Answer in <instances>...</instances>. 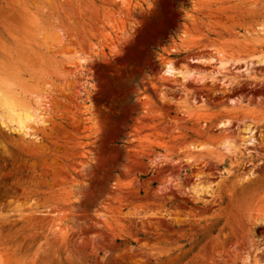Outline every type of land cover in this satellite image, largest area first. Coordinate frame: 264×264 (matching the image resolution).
<instances>
[{"label": "rangeland", "instance_id": "374dc122", "mask_svg": "<svg viewBox=\"0 0 264 264\" xmlns=\"http://www.w3.org/2000/svg\"><path fill=\"white\" fill-rule=\"evenodd\" d=\"M263 59L264 0H0V87L47 122L0 125V264H264Z\"/></svg>", "mask_w": 264, "mask_h": 264}, {"label": "bare ground", "instance_id": "6f19581e", "mask_svg": "<svg viewBox=\"0 0 264 264\" xmlns=\"http://www.w3.org/2000/svg\"><path fill=\"white\" fill-rule=\"evenodd\" d=\"M82 60V59H81ZM193 63L197 62H202L198 60H192ZM210 62H214L213 59L210 60ZM223 62V61H222ZM220 63L218 64V71L215 73H212L213 75H210L207 80L200 78L201 82L205 83L210 82L212 85H214L216 82H220L221 85H224L226 88H233V86L238 85L239 76H227V74L230 75V71L226 69L225 63ZM226 62V61H225ZM78 64V63H77ZM209 65V64H207ZM256 66H264V59L259 61L256 64H246L243 68L241 73L245 75L246 78L252 77L251 75L253 74V67ZM207 72V71H206ZM239 73V71H238ZM163 74L167 77H173L174 76V71L171 69L169 65H167L164 70ZM221 77L220 80L217 79V77ZM186 78V77H185ZM245 78V79H246ZM251 79V78H250ZM19 99V96L15 94L13 91L12 92H6L5 90L1 89L0 87V125L1 127L10 132L17 134L18 136H21L23 138H36V133L42 129H44L47 126V122L45 121L44 117V112L45 109L43 108L44 104H41L40 102H37V107L34 109L30 108H24V107H19L17 104V101ZM20 101V100H19ZM40 101V100H39ZM21 102V101H20ZM231 102H233L231 100ZM46 105V104H45ZM228 124L222 123L219 125V128H224L227 127ZM245 132V135L242 137V146L244 148V151L246 152H251L248 150L246 147H256V141L253 138L254 131L253 129H250L247 127L246 129L243 130ZM225 144V143H224ZM227 146V145H226ZM199 147V146H198ZM226 152H229V154L233 155L234 159H237L238 155H242V152L239 151V149L233 147V146H227L224 147ZM224 156V153L222 154V157ZM235 160V162H237ZM202 191L201 190H194V195L198 200H201L202 196ZM206 195L211 197L212 194L206 192ZM246 260H249L253 264H258L256 261V257L253 258H247Z\"/></svg>", "mask_w": 264, "mask_h": 264}]
</instances>
